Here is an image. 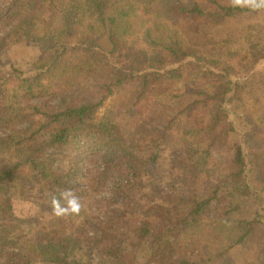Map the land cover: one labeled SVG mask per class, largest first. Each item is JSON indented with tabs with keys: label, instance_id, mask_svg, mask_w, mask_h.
Returning a JSON list of instances; mask_svg holds the SVG:
<instances>
[{
	"label": "trees",
	"instance_id": "trees-1",
	"mask_svg": "<svg viewBox=\"0 0 264 264\" xmlns=\"http://www.w3.org/2000/svg\"><path fill=\"white\" fill-rule=\"evenodd\" d=\"M225 1L0 0V264H92L91 250L96 246L101 248L109 240L114 245L123 244L124 249L151 242H158L162 251L188 249V254L175 257L172 264H206L226 255L237 258L236 254L252 238L255 228L264 224V207L238 214L245 200L256 192L264 196V184L258 188L256 182L260 177L257 179L254 172L259 168L256 161L264 159V130L256 126L248 131L244 146L229 143L223 151L215 152L211 146L204 145L201 136L194 141L200 145L186 147L181 169L200 182L199 185L204 181L203 190L189 192V198L179 196L182 206H167L160 224L155 226L146 220L129 223L125 225L129 233H125L102 216H86L76 230L66 231L64 235L54 231L41 241L38 259H30L18 248L27 233L16 205L18 199L11 194L22 187V194L29 195L25 184L29 178L36 180L37 186L47 182L52 187L59 182L62 173L56 168L58 158L70 150L74 151V161L88 159L102 169L105 180L116 178V188L126 186L123 181L128 182L141 164L160 163L164 152L172 150L170 143L162 147L168 132L143 130L142 125L157 116L159 105H167L171 113L175 112L172 106L182 94H157L154 106L148 109L143 101L150 91V80L173 71L162 72L191 56V51L205 54L199 63L225 64L205 44L196 48L183 36L177 37L171 31L172 25L182 20L194 22L206 16L223 19L235 11H251L233 8L230 1ZM140 19L143 21L139 22ZM145 22L150 26H146L142 37L141 25ZM239 41L238 47L227 49L225 59L238 54L246 60L243 53L248 57L258 56L257 59L264 55V36ZM19 43L34 45L41 52L40 57L29 60L28 70L21 69L10 58L12 47ZM74 70L84 77L90 71L87 79L96 89L89 91V84L71 77L69 73ZM121 86L125 88L116 96L113 107L98 118L97 109ZM198 104L201 103L195 106ZM208 108L200 110L207 112ZM212 108L217 111L209 109L207 113L215 120L214 128L226 118L227 110L222 105ZM192 109L199 111V106L190 105L177 116ZM137 112L139 127L132 131L127 124L135 120ZM204 130L198 128L195 135ZM188 134L192 135L190 131L183 133L185 143L175 146V150L192 143ZM226 151L232 159L228 165ZM175 185L170 182L164 195L171 196L170 189ZM230 188L236 193L241 191V198L233 200L235 196ZM105 211L111 220L118 213L123 216L116 209ZM213 228L219 231L211 232ZM156 232L158 238H154ZM122 256L106 253L93 264H127L126 258L121 261ZM151 256L149 264H167L162 260V252H153ZM257 256L255 264H264V251Z\"/></svg>",
	"mask_w": 264,
	"mask_h": 264
},
{
	"label": "rangeland",
	"instance_id": "rangeland-1",
	"mask_svg": "<svg viewBox=\"0 0 264 264\" xmlns=\"http://www.w3.org/2000/svg\"><path fill=\"white\" fill-rule=\"evenodd\" d=\"M229 1L225 2L229 3ZM142 21L140 19L139 22ZM148 25L150 26L149 22L141 25L142 37H144ZM171 31L177 37L183 36L196 48L199 47V44H205L206 49L210 48L209 51L215 57L223 58L226 65L217 66L213 61L199 63L202 54L198 51H191V56L183 58L181 62L162 70V72L173 71H168L164 77H155L150 80L151 88L143 101V105L148 109L154 106L153 99L157 94H182L181 99L172 106L176 110L175 112L171 113L167 105H159L157 116L142 125L143 130L151 128L156 133L167 130L168 135L164 140L161 139L164 142L162 147L165 148V144L170 143L172 150H166L157 165L141 164L139 171L131 174L132 178L128 182L123 181L126 186L117 185L118 188H116V178L105 180L102 169L96 167L88 159L74 161V151L70 150L58 158L56 168L59 173H62L59 176L61 179L59 182L56 181L52 187L47 182L43 184L44 186H37L38 182L29 178L28 182L25 183L29 188V195L22 194L24 192L22 187L11 193L18 199L16 205L20 208L19 213L21 215H19L24 221L27 233L25 239L19 243L18 248L30 259L39 258V243L49 238V234L55 231L57 234L64 235L66 231L76 230V227L85 221L86 216H102L116 229L125 233H129L127 226H125L129 223H141L146 220L155 226L157 223L160 224L162 214L167 206L174 204L182 206L183 201L178 200L179 196L186 195L189 198V192L192 191L191 194L198 191L201 193L203 190L204 181L199 185L200 182L184 174L181 169L185 163L186 152L184 150L187 146L193 144V147H196L200 145L199 142L194 143V141L203 136L204 140L202 141L206 147L211 146L215 152L220 151V149L223 151L225 144L228 147L229 143H232V146L234 144L246 145L247 133L253 126L264 130V55L261 57L259 55L260 59H257L258 56L257 58L255 56L248 57L247 54L243 53L242 55L245 56L246 60L240 59L238 54L230 56V61L225 59L229 47L239 46L240 41L238 42V40L245 37L257 39L264 36V10L259 12L235 11L223 19L206 16L194 22L182 20L178 25L173 24ZM233 39H236L237 42L233 43ZM11 53L10 58L23 70H28L31 67L29 60L32 57L41 56L38 47L27 45V43H19L13 46ZM225 68H230V70H225ZM89 72L84 73V75L88 77ZM211 72L216 73L213 75ZM69 74L71 77L81 80L82 83L89 84L87 86L89 91L96 89L92 81L82 76L80 72L74 70ZM91 79L93 80V78ZM239 82L241 84H238ZM104 85L102 86L104 87ZM123 88L125 86L115 88L114 94H111L97 109L96 116L98 118L110 111L116 96L122 94ZM217 88L218 90H216ZM98 96L100 97L101 93ZM197 102L201 104L195 106ZM190 105H193V108L199 106V111L192 109L177 116L179 111ZM214 105H222L227 111L226 118L220 120V125L212 128L215 120L211 119V114L207 112L209 109L216 112L217 108H212ZM201 107L209 108L206 112L201 111ZM138 113L133 117L135 120H130L127 124L132 131L139 127L137 125L139 123ZM146 116L150 119L149 112L146 113ZM178 123L181 125L178 126ZM181 126L184 127L181 128ZM232 127H235L236 130H230ZM198 128L205 130L202 134L195 135ZM187 131L192 133V135L188 134V141L190 140L192 143L186 144L182 150H175V146L184 145L183 133H187ZM224 156L227 158L226 164L228 165L232 161L229 158V152L226 151ZM256 163L259 168L254 172L257 179L260 177L256 182L259 188L264 184V159L256 161ZM64 174L67 176L63 177ZM66 180H69L76 188L68 186ZM170 182H174L176 185L170 189L169 195L171 196H165L164 192ZM66 188L73 189L81 197L84 207L79 215L58 218L51 211V194H58ZM229 191L235 196L233 200L241 198V191L238 190L236 193L231 188ZM204 194L208 195V193ZM184 207L185 204L182 208ZM258 207H264V196L256 192L253 197L245 200L238 214H245L248 210H255ZM109 209H116L123 216H119L118 213L117 218L111 220L106 216L107 211H105ZM211 230L215 233L219 231L215 228ZM158 234L159 232H156L154 238H158ZM103 244L106 245H102L101 248L96 246L94 250H91L90 260L92 264L96 263L100 256L106 255V253H111L114 256L123 254L121 261L126 258L127 264H149L147 261L152 257L153 252L154 254L162 252L164 257L162 260H165L167 264H172L175 257L180 258L182 254L189 253L186 248L175 252L171 249L162 251L158 242H151L138 248L129 245L127 249L122 247L123 244L114 245L112 240L103 242ZM262 246H264V224L255 228L254 235L236 254V259L226 255L217 258L216 261H208L206 264H255L258 260L257 255L263 254ZM124 250L127 253H124ZM146 250L150 251L149 254Z\"/></svg>",
	"mask_w": 264,
	"mask_h": 264
},
{
	"label": "clouds",
	"instance_id": "clouds-1",
	"mask_svg": "<svg viewBox=\"0 0 264 264\" xmlns=\"http://www.w3.org/2000/svg\"><path fill=\"white\" fill-rule=\"evenodd\" d=\"M233 8L264 10V0H230ZM50 207L52 214L58 218L79 215L84 207L82 199L71 188H66L58 194H51Z\"/></svg>",
	"mask_w": 264,
	"mask_h": 264
}]
</instances>
